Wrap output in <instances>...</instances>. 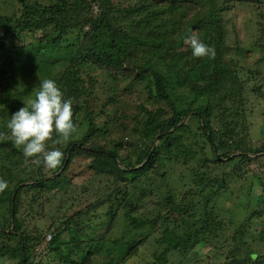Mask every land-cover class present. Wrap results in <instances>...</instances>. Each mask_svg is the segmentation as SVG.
Wrapping results in <instances>:
<instances>
[{
    "label": "trees",
    "instance_id": "obj_1",
    "mask_svg": "<svg viewBox=\"0 0 264 264\" xmlns=\"http://www.w3.org/2000/svg\"><path fill=\"white\" fill-rule=\"evenodd\" d=\"M17 1V13L0 14V177L8 181L0 193V264H95L105 248L112 256L104 264H127L151 239L150 264H166L173 250L185 259L201 247L208 248L204 264H264V0H209L210 10L204 0H137L124 8L112 0ZM191 4L197 13L182 10ZM238 4L255 24L242 47L227 44L224 31L230 19L223 15ZM188 35L213 47L215 57H194ZM144 44L153 52L175 45L185 59L179 70L159 72L156 55L139 58ZM250 49L257 65L245 68L237 56ZM102 69L125 79L134 72L129 85L142 84L145 100L157 104L135 106L129 140H94L126 114L113 110V96L96 98ZM35 73L57 82L78 127L68 142L48 141L64 152L55 170L25 159L6 127L25 94L34 98L39 90ZM30 79L35 83L26 85ZM76 177L87 182L80 192L108 198L106 211L91 202L69 214L70 203L56 204ZM29 180L35 182L20 186ZM238 190L245 205L235 203ZM23 191H32L30 217L21 214ZM104 218L108 229L95 237L93 222ZM253 219L259 221L250 225ZM254 226H262L257 238Z\"/></svg>",
    "mask_w": 264,
    "mask_h": 264
},
{
    "label": "rangeland",
    "instance_id": "obj_2",
    "mask_svg": "<svg viewBox=\"0 0 264 264\" xmlns=\"http://www.w3.org/2000/svg\"><path fill=\"white\" fill-rule=\"evenodd\" d=\"M43 1H47V0H43ZM113 3L115 5H120L122 8H124L129 2L134 3L137 0H112ZM209 0H204V2L202 4H204L205 6H207V8L209 9L210 7H208L210 5ZM186 5V4H185ZM182 6L186 7L182 10L189 9L187 11L192 12L193 9L195 10L196 7L194 4H191L190 6ZM239 7L242 8L241 5H237L236 8H234L233 10L231 9L230 12L226 13L223 15V18H229L230 20H232V17H235V25L229 20L225 25H224V31H225V35H226V42L227 44L233 45L235 46V42L238 41L239 45L242 47L245 44H247L248 42H250L251 40V34H252V30H254V23L253 22H249L248 17L244 16V14H242L243 12L246 11V8H243V10H240L239 12H237V10L239 9ZM20 8V4L17 0H0V14H5V15H11L14 13L18 12V9ZM180 10V11H182ZM210 10V9H209ZM198 11V10H197ZM197 11L195 10L194 13ZM138 14V10H132L128 13V17H130L131 19H133L136 15ZM120 21L123 22V19H120ZM128 21V20H127ZM136 29L139 28L138 23L135 24ZM189 36V35H188ZM192 36V35H190ZM187 45H190L189 43H187ZM169 47H171V49H169ZM191 49V48H190ZM131 51H133V48H131ZM233 51V50H232ZM137 52V51H136ZM148 52H151L153 55H156L159 59L154 58L156 60L153 59L154 63L156 64L157 69H159V72H167V70L169 71H176L179 70L182 61H184L185 56L182 55V52L180 51V49L178 50L177 47L175 45H166L164 48H159L158 51L153 52L152 49L150 47H148V45L144 44V46L141 47V49H139V58L142 56L143 59L150 57L151 59L153 58L152 54H147ZM126 53H130V51H126ZM28 54V53H27ZM257 51H252L250 49L249 52H247V54L241 56H237V58L239 59L240 64H242L245 68H254L257 63L255 62L256 57H257ZM234 56V55H233ZM167 60L169 61V64H167ZM153 63V62H152ZM107 71V70H106ZM56 72V68L55 70L51 71V74ZM101 73V77H98V81H99V85H97V89L94 90V93L96 94V98H107V97H111L113 96L116 100L118 99V103L117 105H113V110L122 107L124 109H126V114L122 113L119 114L120 118L114 122L111 123L108 126V133L106 135H103L101 137H94V140L96 142H106L109 138L113 139V141H115V143L121 142L123 139L129 140L127 139L128 137L130 138L129 135V130H128V125L132 116V113H134V111L136 110L135 106L138 105V103L140 102H145L146 105H148L149 107H156L157 104L154 103L153 101L150 100H145L146 99V94L144 93L143 90V85L136 83L137 81H132L133 83L131 85L130 84V78H132L134 72H128V77L125 78H121V77H116L117 75L114 73L113 70H108L105 73H103V69L100 70ZM34 75L37 76V81L41 80V79H47L46 77H42L41 73H35ZM33 75V76H34ZM33 76L31 78H33ZM9 82V81H8ZM14 82L11 80L10 84H12ZM16 83V82H14ZM31 83H35L33 79H30L26 85ZM126 87L127 90H124L123 87ZM22 87V83H16L15 87H13V89H15V91H19L21 90ZM35 86H33L34 88ZM30 94H25V96H28L29 99H31V97L29 96ZM33 96V94H32ZM35 97V96H34ZM119 106V107H118ZM113 110H109V111H113ZM120 112H123V110L120 108L119 109ZM104 114V113H102ZM101 114V115H102ZM100 119H102V117H100ZM97 121L99 119H96ZM102 122V121H101ZM127 137V138H126ZM53 148V147H52ZM59 173V172H57ZM56 173V174H57ZM55 174V175H56ZM55 175H48V177H54ZM84 178L81 177H76L73 178V180L71 181V189H64L63 190V195L62 198L61 197H57L56 200V204L58 206H61V203H65L63 200L68 202L71 204L70 207L66 208V212L69 214H72L74 211H79V210H85L88 209L90 206L91 202H94L96 205H99V207L97 208V210L104 212L106 211V208L108 206V198L106 197H98L99 199H101V201L97 202V197H95V195H93V197L89 196L88 192H80L81 188L80 186H82L83 184L87 183L86 181H83ZM83 181V182H82ZM35 182V180H29V181H25L22 184L26 183L25 186L28 183H32ZM123 183L120 182V185H122ZM75 185V186H72ZM79 185V187L77 186ZM65 191V193H64ZM256 191V190H255ZM34 192V191H33ZM245 192V191H244ZM243 191L238 190V195L235 194V197H237L235 203H239L241 206L245 205V200L244 199H240L241 195L244 193ZM32 191H23L21 192V196L23 197V209L24 213L21 214H25L27 213V216L29 215L30 217V213L33 214L31 211L32 210H28L27 209V204L28 202L31 200V198L33 199V197L31 196ZM15 196V194H13V197ZM49 196V195H48ZM21 199V200H22ZM148 199V198H147ZM252 199V198H251ZM71 200V202H70ZM32 202V200H31ZM66 202V203H67ZM103 204V206H101ZM252 204V202H251ZM249 204V205H251ZM250 207V206H249ZM13 209V208H12ZM242 209V208H241ZM251 210V207L248 209L247 206V211L249 212ZM71 212V213H70ZM44 220H47V216L44 215V217H42ZM32 219L28 218V221L31 222ZM11 226L9 230L13 229V217L11 214ZM259 221V219H253L252 222L250 223V225L252 224H257V222ZM111 221L108 218H104L103 221L100 223L97 222H93V232L95 234V237L98 236H104L105 232L108 229V224ZM121 223V222H120ZM122 226L119 225V221H117V227L114 229L113 231V235L116 234L117 236L119 235L118 233L121 232L120 228ZM262 229V226H254V228L250 229V232L252 233V236L254 238H257V233ZM110 236V235H109ZM112 236V235H111ZM152 240V239H151ZM149 242L146 241L145 245L148 244V247L146 249H142L141 251H139V253L132 258L127 264H150L151 263V258L149 257L151 255V252H153V250H155V246H153L152 244H154V241ZM149 242V243H148ZM257 242L256 240H253L251 242L252 246H256ZM260 245V244H259ZM258 245V246H259ZM108 248L104 249V253L102 255H96L94 258L95 264H104L106 262H109L111 260V256L112 254L106 252ZM206 247H201L200 250L201 251H197L194 250L192 251L189 255H187V258L184 259V257L181 254H178L177 251H171L168 254V260L166 264H204L205 262L203 261V259L201 257L204 256V254L207 252ZM261 252L264 253V247L261 248ZM211 255V253H209ZM198 258L197 262L195 261V259ZM212 260V259H211ZM214 261V260H212ZM5 260H3V264H5ZM200 262V263H198Z\"/></svg>",
    "mask_w": 264,
    "mask_h": 264
},
{
    "label": "clouds",
    "instance_id": "obj_3",
    "mask_svg": "<svg viewBox=\"0 0 264 264\" xmlns=\"http://www.w3.org/2000/svg\"><path fill=\"white\" fill-rule=\"evenodd\" d=\"M185 40L194 57H215V49L198 37L187 36ZM39 84L35 97L24 101V106L10 116L6 127L25 159L35 166L55 170L63 163L64 152L49 148L48 141L55 136L56 144L68 142L78 127L73 120L72 101L65 97L57 82L48 78L39 80ZM7 188L8 181L0 177V193Z\"/></svg>",
    "mask_w": 264,
    "mask_h": 264
},
{
    "label": "water",
    "instance_id": "obj_4",
    "mask_svg": "<svg viewBox=\"0 0 264 264\" xmlns=\"http://www.w3.org/2000/svg\"><path fill=\"white\" fill-rule=\"evenodd\" d=\"M68 157H69V152H68V154H67V158H66V160H65V164L67 163V161H68ZM219 159H224V158H220V157H218ZM64 167V166H63ZM26 183H24V184H21L20 186H22V185H25Z\"/></svg>",
    "mask_w": 264,
    "mask_h": 264
},
{
    "label": "built area",
    "instance_id": "obj_5",
    "mask_svg": "<svg viewBox=\"0 0 264 264\" xmlns=\"http://www.w3.org/2000/svg\"><path fill=\"white\" fill-rule=\"evenodd\" d=\"M47 238H50V235H47Z\"/></svg>",
    "mask_w": 264,
    "mask_h": 264
}]
</instances>
